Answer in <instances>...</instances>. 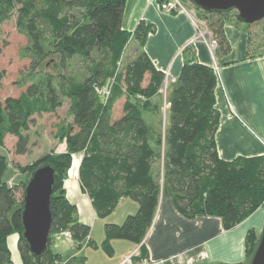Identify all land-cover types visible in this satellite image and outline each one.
Instances as JSON below:
<instances>
[{"label": "trees", "instance_id": "1", "mask_svg": "<svg viewBox=\"0 0 264 264\" xmlns=\"http://www.w3.org/2000/svg\"><path fill=\"white\" fill-rule=\"evenodd\" d=\"M125 2L0 0V27L16 18L17 31L27 38L30 60L25 91L17 98L0 100V147L5 135H10L16 139L15 153L24 155L28 140L24 133L34 118L54 114L62 100L69 102L72 118V123L60 127L56 134L65 143L66 151L44 155L27 168L30 174L45 165L54 169L48 248L39 263L22 238L25 185L18 201L19 187L5 182L7 166L0 156V264H12L7 238L13 233L18 235L22 264H62L50 247L53 235L63 231H68L77 248H81L90 228L78 222L76 207L67 200L63 188L75 154L82 155L78 181L97 217H107L123 198L138 204L137 212L128 215L122 224L105 225L103 244L108 251L112 240L140 245L138 256L132 257L135 262L146 257L141 243L160 196L166 192L183 217H216L225 230L264 205V154L228 161L218 156L215 133L219 114L214 94L217 77L213 69L185 63L166 97L164 131L158 132L150 125L147 116L160 112L165 74L142 50L153 25L141 21L133 33L122 30ZM198 11L196 19L206 25L216 42L215 55L227 53L230 46L224 24L230 13ZM131 40L137 48L122 64ZM75 58L88 64L87 75L81 79L69 72ZM119 101L123 102L116 117L114 108ZM162 154L163 168L157 170ZM257 243L254 232L249 231L244 264H249ZM64 264H84V259Z\"/></svg>", "mask_w": 264, "mask_h": 264}, {"label": "crops", "instance_id": "2", "mask_svg": "<svg viewBox=\"0 0 264 264\" xmlns=\"http://www.w3.org/2000/svg\"><path fill=\"white\" fill-rule=\"evenodd\" d=\"M189 15L161 11L157 0H126L120 25L122 30L130 33L141 21L153 25L154 30L146 38L142 50L164 72L163 86L169 87L170 91L185 63H200L211 69L216 65L219 77L214 91L219 114L215 133L218 156L228 161L263 155L264 25L259 28L239 26L235 13H230L224 24L230 50L215 55L210 53L209 41L198 38V30ZM262 43L263 47L258 48ZM130 46L132 57L137 43L131 40L127 48ZM81 159V154L73 156L63 188L67 200L76 207L78 222L88 226L90 233L79 249L73 239L58 237L51 250L59 255L62 264L78 258H83L84 264H129L126 258L138 256L140 245L112 240L108 251L103 245L104 228L108 223L122 224L128 215L137 212L138 204L123 198L107 217H97L78 181ZM263 228L264 205L235 227L225 230L216 217H183L166 192L160 196L141 245L146 251L144 259L151 264H244L248 232L253 231L259 240ZM19 259L20 256H15L16 264H20Z\"/></svg>", "mask_w": 264, "mask_h": 264}, {"label": "rangeland", "instance_id": "3", "mask_svg": "<svg viewBox=\"0 0 264 264\" xmlns=\"http://www.w3.org/2000/svg\"><path fill=\"white\" fill-rule=\"evenodd\" d=\"M183 1V0H182ZM186 10L198 18V9L192 6L188 1H183ZM234 13V12H232ZM16 18L4 22L0 27V100L3 102L6 98H17L23 93L28 85L26 77L29 74L30 60L27 56L26 48L28 47L27 38L19 33L15 25ZM259 28L264 25V20L253 24ZM256 30V29H255ZM211 34V33H210ZM213 37V36H212ZM263 43L258 48H262ZM131 46L128 47L123 55L122 64L127 62L131 55ZM88 64L80 59H73L70 63V74L78 79L87 75ZM218 68V67H217ZM213 71H215L213 69ZM219 81V79H218ZM25 83H27L25 85ZM170 93L169 87L163 86L160 97V112L158 115H148L147 120L154 130L163 132L166 124L167 113V94ZM123 101H119L114 108V116L120 113ZM69 102L62 100V105L54 114H42L34 118V123L24 134L27 135V152L24 155L15 153L16 139L10 135H5L3 147H0V156H3L6 163V172L4 180L9 186H18L17 199L21 200V187L26 186L30 173L27 168L40 157L47 154H59L66 151L65 143L56 138L60 127L72 123V118L68 113ZM163 153V151H162ZM163 154L160 159V166L163 167ZM73 170L70 171L72 173ZM18 235L13 233L7 239L8 247L12 250V260L15 263V256L19 258L17 252ZM58 239L52 243L54 245ZM50 247V248H51ZM21 264V261L19 259Z\"/></svg>", "mask_w": 264, "mask_h": 264}, {"label": "water", "instance_id": "4", "mask_svg": "<svg viewBox=\"0 0 264 264\" xmlns=\"http://www.w3.org/2000/svg\"><path fill=\"white\" fill-rule=\"evenodd\" d=\"M206 13H236L237 21L250 26L264 19V0H186ZM54 169L45 165L34 170L23 191L21 227L23 242L36 263L48 248L51 224L50 198ZM249 264H264V228Z\"/></svg>", "mask_w": 264, "mask_h": 264}, {"label": "built area", "instance_id": "5", "mask_svg": "<svg viewBox=\"0 0 264 264\" xmlns=\"http://www.w3.org/2000/svg\"><path fill=\"white\" fill-rule=\"evenodd\" d=\"M161 1L162 3L159 4V8L161 11L169 12V13L183 12L189 15L188 11L184 7V3L182 0H161ZM189 17H190L192 24L198 30V38L203 39L205 41L208 40L210 43L209 45L210 53L214 54L217 45L212 35L210 34L209 30L207 29L206 25L202 23L200 20L196 19L193 15H189ZM200 30H203V31H200ZM213 69L215 70L214 73L217 79H219L217 66L215 65ZM58 237H63L69 240L72 239L71 234L68 231H63L61 233L53 235L54 240ZM126 261L129 264H151V262L148 259H142L138 262H135L133 261L132 257H127ZM158 264H164V263H158Z\"/></svg>", "mask_w": 264, "mask_h": 264}]
</instances>
